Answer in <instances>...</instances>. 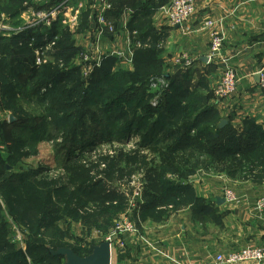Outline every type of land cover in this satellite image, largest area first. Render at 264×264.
Instances as JSON below:
<instances>
[{
	"label": "trees",
	"instance_id": "obj_1",
	"mask_svg": "<svg viewBox=\"0 0 264 264\" xmlns=\"http://www.w3.org/2000/svg\"><path fill=\"white\" fill-rule=\"evenodd\" d=\"M61 1L47 0V4L39 7L50 9ZM112 1L113 15H117L125 6L132 10L128 28L130 31H136L137 39L142 46L134 51L133 71L116 67L115 58L102 59L100 68L91 74L93 84L88 85L101 91L98 97L93 98L91 93L87 92L89 87L84 88L82 84L84 91L80 99L86 104L93 102V112H90L84 104H78L77 100L72 99L74 93L82 87L79 84L81 79L79 71L72 66L76 49L69 34L59 38L56 42L57 50L48 54L50 61L39 68L33 66L34 55L31 49L19 46V41L28 36L29 31L11 35L9 38L0 34V107L11 112L15 119L13 123H9L8 128L22 126L21 129H24L16 134L19 139L17 136L13 137L6 153L0 150V189L3 185L9 186L14 178L22 179L21 186L11 193L12 199L6 198L7 208L9 214H12L15 221L25 229L24 234L28 236V240L35 239L31 242L27 241L24 250L17 249L14 242L5 236L6 223L1 222L0 264H62L63 258L53 256L50 252L60 248L72 249L76 255L83 257L73 246L63 244L55 249L36 240L44 229L56 228V222L63 220L60 216L61 210L71 215L80 212L79 208L72 207L73 197L86 201L87 213L83 212L79 217L84 227L94 224L110 228L118 215L129 208L128 202L123 198L103 191L102 182L91 175L92 171L96 170V166L107 165L108 158L102 153L91 154L96 142H105L106 134L101 131L109 130V127L105 126L98 130L100 126H96L95 122L97 118L109 117L113 113L115 121H121L126 111L122 106L117 107V105L127 103L124 97L126 94H131L132 98L139 95L140 98L137 97L135 101L140 103L145 96L143 91L149 86L151 69H154V75H161L163 70V59L153 60L154 56H159V42L162 41V37L154 32L151 17H147V14L151 13L150 7H159L155 0L148 1L147 5L138 0ZM31 4V0H6L0 5V14L15 18L24 13ZM90 16L88 12L83 13V22L87 28ZM180 75L164 76L168 77L171 87L165 97L167 101L169 100V112L166 114L164 108L160 107L157 110L160 119L150 120L145 115L138 122L133 114L122 128L123 137H133L134 133H141L144 125H149V132L143 133L146 147H157L160 145V139L163 142H161L162 146L170 142L166 145L169 156L177 161H184L183 164L187 167V171L181 175L182 179L191 177L203 169L206 172L213 171L228 177L239 175L252 183H263L264 130L253 118H245L242 121L241 131L232 127L230 117H223L217 109L218 104L213 91L208 89L204 78H200V83L195 84L193 86L195 90L191 91L190 76L183 74L180 77ZM110 82L114 84L109 85ZM50 94H56V97L52 100L53 103L48 105L46 101ZM20 96L22 100L25 98L27 103L34 105L40 103L39 105L44 106V115L35 116L27 113L28 110L20 106ZM212 99L214 104L211 102ZM97 103L100 104L99 107ZM183 103L184 108H182ZM181 109L183 114L180 122L177 123L182 113ZM54 113L56 116L53 115ZM134 113L138 112L134 110ZM59 114L61 116L58 117ZM54 121L60 125L59 127L64 128L61 135L62 144L57 145L56 151L57 155L61 156L59 166L66 173L65 183L61 184L60 178L37 179L35 174L40 173L38 170L34 173L23 170L11 173L6 170V165L2 167L1 163L4 160L7 166L22 168L20 158L26 156L22 150L27 148L28 143L42 141L49 124ZM167 121H174L176 125L168 126ZM222 121H227V124L219 127ZM135 123L138 125L134 129ZM85 126L88 128L87 132H90L86 133ZM156 132H160L161 138L152 142L151 139ZM21 136L23 137L20 138ZM78 150L80 154L72 159L74 152ZM4 154H8L7 157H4ZM203 155L208 156L209 159L205 161ZM191 158L192 163L185 161ZM135 162L136 160H132V163ZM115 165L108 163L104 170L107 171V176L117 172L122 177L134 171V165L128 169H116ZM3 171L8 175H1ZM158 179L157 176H152L148 181V192L145 196L150 198L141 207L138 216L140 221L161 220L166 216V211L160 209L164 205H173L175 208L189 206L191 210H199V212L207 210L204 203L196 198L191 185L185 182L168 184ZM93 247L92 244L91 250Z\"/></svg>",
	"mask_w": 264,
	"mask_h": 264
},
{
	"label": "crops",
	"instance_id": "obj_2",
	"mask_svg": "<svg viewBox=\"0 0 264 264\" xmlns=\"http://www.w3.org/2000/svg\"><path fill=\"white\" fill-rule=\"evenodd\" d=\"M5 1L0 0V5ZM138 1L147 5L150 0ZM43 2L47 3V0ZM109 2L112 8L105 17L122 33V26L125 22L128 26L132 18L131 9L125 6L117 15H113L114 3ZM155 2L159 7L151 16L156 27L153 30L161 35L162 41L166 40L170 55L169 60L163 61V71L170 73V76L189 75L190 87L197 83L198 78H204L211 91L220 68L215 63H207L210 33L185 34L176 27H169L165 16L168 0ZM197 12V21L190 24V29L200 25L203 20L212 19L214 31L224 39L221 55L228 59L231 67L237 69L240 77L234 97L227 103L216 105L217 109L223 117H230L232 127L240 131L245 118H253L264 130V89L259 87L260 79L256 74L264 68V0H201ZM26 18L25 12L15 18L0 14V21L9 29L23 27ZM57 26L64 27L62 22L60 25L55 23L51 28L43 29V32L53 30L58 33ZM160 28L161 33H157ZM74 38L71 37V40L75 44ZM56 50L55 46L52 52ZM31 51L34 55L33 66L39 68L35 65V53ZM178 57L181 59L176 65L174 61ZM211 102L215 103L213 99ZM10 115L11 112L0 107L2 123L3 117L9 119ZM198 179L192 187L206 211H193L189 206L175 208L164 205L160 209L166 211V216L161 220L140 221L138 216L145 201H136L130 211L134 214L138 233H124L113 241L111 264H200L208 257L227 256L249 246L264 248V211L259 213L255 210L258 199L264 193V182L252 183L239 175L228 177L219 173L206 174ZM223 187L235 194L239 201L237 204L225 201ZM149 198L146 197V202Z\"/></svg>",
	"mask_w": 264,
	"mask_h": 264
},
{
	"label": "rangeland",
	"instance_id": "obj_3",
	"mask_svg": "<svg viewBox=\"0 0 264 264\" xmlns=\"http://www.w3.org/2000/svg\"><path fill=\"white\" fill-rule=\"evenodd\" d=\"M37 1L31 0L32 4L31 6L29 5V7L32 8V10H34L35 12L36 11L45 12L46 10H48L46 8L39 7L40 5L45 4L43 0H37ZM97 1L99 2L100 0H74V2L70 4V13L68 15L62 13L60 16L57 17V20H56L57 25L58 24L60 25L61 19H65V20L67 19L63 28L57 26L59 31L58 33L57 31H55V33L58 35V40L60 37L68 35V34L71 37L75 36L74 47L76 49V53L74 54L72 66L78 69L80 78H81L79 84L81 87L83 84L84 88L89 87L88 85H92L93 83H92L91 75H87L83 72L82 58L80 57L86 56V58L90 60V63H92V58L89 54L94 53V54H97V56L101 55L102 52L104 54V51L102 50L104 49V46L113 44L111 41L105 42L102 44L100 43V47L102 49L100 47H97V49H95L94 43L92 44L93 48L86 46L87 44L92 43L94 39L91 38V40L86 41L87 27H85V23L83 22L82 17H83V13L85 12H88V14L90 13L91 16L97 13L96 9H94V5ZM32 5H35V7H33ZM156 10L157 8L152 7L151 13L147 14V17L150 18ZM130 11L131 13H133L132 10ZM150 19L152 20L154 18H150ZM152 21L153 23L152 22L151 23L153 24V28L156 30L155 22L154 20ZM6 25L8 24L6 23ZM12 26L13 25H11V27ZM161 30H162L161 28L158 29L157 33H161L160 32ZM53 47L52 49L55 48ZM168 48L169 47L166 44V40L160 41L159 42V49H160L159 52L160 53L158 54L159 56H154L153 60L158 61V59L160 58L162 59L164 58L163 61L169 60L170 55H169ZM135 49L136 48H134L132 52L131 63L127 67L122 68V70H125V71L134 70V59H135L134 51ZM105 53H108V52L106 51ZM44 59L46 61H49L48 57L46 58V56H44ZM176 59L177 60L174 61V63H177V61H179L181 57L180 58L178 57ZM176 65H178V63ZM164 71L162 70L161 75H154L155 71L153 68L151 69L149 86L146 90L143 91L145 92V96L142 98L139 104L138 102L135 101L137 97L140 98L139 95L134 98H132L131 94H126L124 96L127 103L125 104L122 103V104L117 105V107L122 106L124 111H126L124 112L126 115L122 117L121 121L116 122L115 119L113 118V115H115L113 113V115L109 117L108 116L99 117L97 118V121L95 122L96 126H100L98 127L99 128L98 130H100L101 127H104V126L106 128L109 127V130L101 131V133L106 134V136H104L105 142H102V143L96 142L97 144L92 148L93 150L91 154L102 153L104 155H107L108 157L107 165L109 162H111L113 166L114 164H116L115 165L116 169H128L134 165V171L132 172V174H129V175L127 174L122 177L118 175L117 172H114L113 174H110V176H107V171L104 172V170L107 168V165L101 164L95 167L96 170H94V172L92 171L91 175L94 179L102 182L101 187L103 188V191H107L109 194L123 198L129 203V205L131 204L133 197H140V200L146 201V197L148 196H145V193L148 192V181L150 177L152 176L153 177L157 176V178H159L158 181L161 180L168 184L185 182L186 184H189L192 186V184L195 183L194 181L199 180L198 177L203 176V175L205 176L206 174L210 175L214 173L213 171L206 172L202 169V170H199L195 175L182 179L181 175L184 174L185 171H187V167L183 164L184 161L182 160L177 161L173 157L169 156L168 151L166 150V145H169L170 142L164 143L162 146L161 144L162 139H160V143H159L160 145H158L157 147H154V148L150 146L146 147V140L143 138V133L146 132L147 134L149 132V128H150L149 125H144V127L140 131L141 133H134L133 137H123L122 128L125 122L133 114H134L133 116L136 118V122H138L145 115L150 120L157 119V118L160 119L157 113V110L160 107L164 108V112H166V114L169 112L170 110L169 109L170 105L168 106L169 100L167 101L165 97H166V94L169 93L171 90L170 85L166 89L157 90V91L152 90L150 88V84L153 79L156 80L161 77H164L165 75H170V73L168 74V72H164ZM196 82L200 83V79L198 78ZM112 84H114V82L113 83L110 82L109 85H112ZM193 86H195V84L192 85L191 91L195 90V87ZM83 91H84L83 87L82 89L80 88V90L74 93V97H72V99L73 101L77 100L78 104H84L90 112H93V109H94L93 102H89L86 104L85 102L83 103V101H81L80 99L81 95H83L82 93ZM87 92L91 93V96L93 98L98 97L97 96L98 93H101V91H98L95 88L93 89L92 87H89V90H87ZM56 94L54 95L50 94V96L47 98L46 103L48 105H51L53 103L52 100L55 99L54 97H56ZM19 103L21 107H24L26 110H28L27 113H30V114L32 113L35 116L44 115L45 107L39 105L40 103L39 104L37 103L35 105L34 103H30V102L27 103L26 99L23 98L22 100L21 96L19 98ZM47 104L45 105L46 107L48 106ZM99 105L100 104L97 103L98 107ZM184 107L185 105L183 103L182 108ZM56 109L58 110V106H56ZM134 110L137 111L138 113H134ZM182 110L183 109H181L182 113H180L179 115L180 117H179V120H177V123H179L181 120V116L183 114ZM53 115L56 116L55 113ZM59 116H61V114H59L58 117ZM3 119H4L3 123L1 121L2 118L0 119V135H2L0 137V144H2L0 146V150H3V153L4 152L6 153L7 147H9L10 143H12L13 137L17 136L16 134H18V132L22 130L24 131V129H21L23 128L22 126L21 128L19 126H13V129H10L8 128L10 120L6 118V116H4ZM168 123H169L168 126L176 125L174 124V121H171ZM136 125H138V123L134 124L133 126L134 129L137 128ZM59 126L60 125H57L56 121H54L53 123H50L48 126V130L46 132V135L42 141L37 142V143L27 144V148L22 150V152L24 151V154L26 156H24L23 158H20V163L22 165V168L18 169L16 168V166L15 167L7 166L8 164H5L4 160H2V163H1L2 167L4 168L6 165L7 167L6 170L11 173H17V171H22V170L24 172L34 173V171L38 170L40 173L35 174L37 179L47 178L48 180H53V179L60 178L61 184L62 182L65 183L66 173L64 172L62 167L59 166L60 164L59 161H60L61 156L59 154L57 155V151H56L57 145L62 144L61 142L63 141L61 135L64 131V128L63 127L61 128ZM84 128L86 130V133L90 132V131L87 132L88 128L86 126ZM160 135H161L160 132H156V134H154L151 139L152 142L159 141V138H161ZM22 137L23 136H21L20 138ZM54 137H57V138L55 139ZM17 138L19 139L18 136ZM138 144L142 146L138 147L137 146ZM79 154H80V150L75 151L72 159L78 156ZM7 155L8 154H4L3 156L7 157ZM203 156H204L205 161L209 159L208 156L206 155H203ZM132 160H136V162L132 163ZM185 161L192 163V158L187 159ZM1 175H8V174H5L3 171ZM93 178L92 180H94ZM22 182H23L22 179L14 178V181L8 184L9 186L3 185L2 188L0 189V223L1 222L6 223L5 236H8V239L14 242L15 247L17 249L24 250L27 241L31 242V241H34L35 239L31 238L28 240V236L24 234L25 229L21 227L17 221H15L12 214H9L7 203H6V198H8L9 200L12 199L13 195H11V193L17 188H19ZM63 198H66V197H63ZM136 200L137 199H134V201ZM85 204H86L85 199L77 200L76 197H73L72 207H75V208L77 207V209L79 208L80 210L78 211L80 212L78 214L71 215V213L68 214L67 211L61 210L60 216L63 218L64 223L62 219L58 220L56 222V228L48 227L44 229L42 233L40 234V236L36 238V240L46 245L47 247L53 246L55 249L63 244L73 246L76 248V250L79 251L81 256L86 257L90 255L92 252L91 250L92 244L95 246V245H98L99 242L100 243L103 242L104 241L103 239L108 235L110 229L113 227L115 222L126 220L136 225L135 220H134V214L133 212L130 211L131 208L130 209L128 208L126 211L118 215V217L112 222V226L110 228H103V227H100L101 225L96 226L94 224L89 225L90 227L88 226L84 227L79 217L83 215V212L87 213V210L85 209L86 208ZM66 236H68L67 239H66ZM61 263L64 264V259H61Z\"/></svg>",
	"mask_w": 264,
	"mask_h": 264
},
{
	"label": "built area",
	"instance_id": "obj_4",
	"mask_svg": "<svg viewBox=\"0 0 264 264\" xmlns=\"http://www.w3.org/2000/svg\"><path fill=\"white\" fill-rule=\"evenodd\" d=\"M201 0H168L166 5V21L169 27L178 28L185 34L192 32L208 31L210 33V44L207 54V63H215L220 68L219 75L214 79L213 95L218 105L227 103L237 92V87L240 83V77L237 69L231 67L228 63V59L221 55L224 39L223 37L214 31V22L212 19H206L201 24L196 25L190 29V24L197 21V5ZM74 0H62L58 4L54 5L50 9L44 11H34L32 8L27 7L25 13L27 14V22L23 27L16 29H8L2 21H0V32L5 36L19 35L25 31H29L30 34L19 41V46H25L32 49L35 53L37 67H41L47 61L44 59L48 57L56 46L58 41V35L55 32L45 31L43 29H49L53 24L57 23V17L63 14L70 13V4ZM27 6V4L25 3ZM112 6L109 0L97 1L94 5L97 13L90 16L89 27L86 31V41L94 39L92 43L86 46L92 47L94 43L95 49L100 47V43L112 42L113 46H104V51L101 55L89 54L92 58V63L86 58H82V69L87 75H91L93 71L100 68L101 61L104 57L115 58L117 67L124 68L131 63L132 52L134 48L141 47V43L137 39L136 31H130L125 24L122 26V33L118 32L114 24L109 22L105 14L111 10ZM67 18V17H65ZM67 20V19H66ZM65 19H61L63 25L66 23ZM53 47V48H54ZM110 49V50H109ZM108 53H105V52ZM108 55V56H107ZM259 75V87L264 89V68L256 72ZM169 87V81L165 77L159 79H153L150 84L152 90H163ZM223 196L226 202L237 204L239 201L235 194L228 188L223 187ZM141 201L140 197H133L130 206L134 207L136 201ZM255 210L260 212L264 211V193L258 199ZM129 233L131 235H137L138 230L134 224L124 221L115 222L110 229L108 235L103 239V242H108L112 248V243L120 235ZM264 264V248L259 246H249L241 249L237 252H232L227 256L216 255L208 257L200 261V264ZM186 264H194L188 262Z\"/></svg>",
	"mask_w": 264,
	"mask_h": 264
},
{
	"label": "water",
	"instance_id": "obj_5",
	"mask_svg": "<svg viewBox=\"0 0 264 264\" xmlns=\"http://www.w3.org/2000/svg\"><path fill=\"white\" fill-rule=\"evenodd\" d=\"M10 122H14L12 115L9 117ZM226 124L222 121L220 126ZM51 255L59 256L64 259V264H111V246L108 242H101L95 245L90 255L80 257L74 253L72 249L60 248L56 251H50Z\"/></svg>",
	"mask_w": 264,
	"mask_h": 264
}]
</instances>
